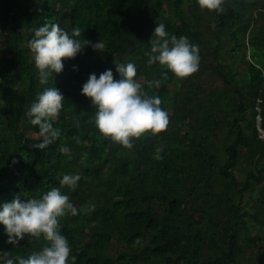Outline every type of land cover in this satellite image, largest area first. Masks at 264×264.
I'll return each mask as SVG.
<instances>
[{
    "label": "trees",
    "instance_id": "obj_1",
    "mask_svg": "<svg viewBox=\"0 0 264 264\" xmlns=\"http://www.w3.org/2000/svg\"><path fill=\"white\" fill-rule=\"evenodd\" d=\"M48 22L79 28L81 42L102 40L104 52L85 46L41 84L29 41ZM158 22L198 46L197 72L181 79L148 64ZM115 63L135 64L142 92L161 99L170 121L131 148L99 132L82 94L91 74L110 69L119 80ZM51 87L65 97L52 121L60 136L38 150L39 127L25 113ZM257 117L264 130V0H224L218 11L198 0H0V210L53 187L68 195L78 210L59 218L68 264H264ZM64 175L81 177L75 190L61 187ZM47 244L27 234L10 244L0 223V264Z\"/></svg>",
    "mask_w": 264,
    "mask_h": 264
},
{
    "label": "clouds",
    "instance_id": "obj_2",
    "mask_svg": "<svg viewBox=\"0 0 264 264\" xmlns=\"http://www.w3.org/2000/svg\"><path fill=\"white\" fill-rule=\"evenodd\" d=\"M224 0H198L201 9L209 11L221 10ZM81 30L75 28L71 34L61 29L59 24L48 22L34 29V37L29 41L36 68L39 70L41 84H46L53 74L61 73L63 61L73 59L85 46L104 52L106 44L100 40L92 44L81 42ZM148 64L157 62L166 66L177 78H187L198 71L199 48L189 42L187 37L172 35L169 38L165 25L158 22L153 38L150 41ZM120 79L114 78L112 70L101 73L99 78L91 74L82 86V94L90 98L95 111V126L99 132L113 142L125 148L132 147L133 138L139 139L146 133L157 135L166 131L169 116L161 108L158 96H148L142 92V85L136 80L137 68L133 63H115ZM167 75L165 74V79ZM159 86L160 81H149L148 86ZM65 97L56 88H46L38 94L36 102L26 111L25 115L33 125L39 127L42 141L30 147L44 150L60 136V130L53 127ZM260 118L257 117V127ZM61 153H68L66 146H61ZM162 147L156 149V159H162ZM83 162V161H82ZM79 175H64L60 180L61 187L67 186L75 190ZM87 207L83 211H88ZM77 215V208L70 202L69 196L62 194L59 188L53 187L36 199H22L17 195L11 202L5 203L0 210V223L6 228L8 243L17 244L27 234L39 238L43 235L48 242L41 251L33 252L27 258H19L18 264H68L70 257L69 243L59 231V218L67 213ZM7 255V253H6ZM75 264L76 257H71ZM6 264H14L9 258Z\"/></svg>",
    "mask_w": 264,
    "mask_h": 264
},
{
    "label": "built area",
    "instance_id": "obj_3",
    "mask_svg": "<svg viewBox=\"0 0 264 264\" xmlns=\"http://www.w3.org/2000/svg\"><path fill=\"white\" fill-rule=\"evenodd\" d=\"M258 129H259V134L261 135L262 138H264V130L261 127L260 121H259V127H258Z\"/></svg>",
    "mask_w": 264,
    "mask_h": 264
},
{
    "label": "rangeland",
    "instance_id": "obj_4",
    "mask_svg": "<svg viewBox=\"0 0 264 264\" xmlns=\"http://www.w3.org/2000/svg\"><path fill=\"white\" fill-rule=\"evenodd\" d=\"M239 176V175H238ZM241 178V176H239Z\"/></svg>",
    "mask_w": 264,
    "mask_h": 264
}]
</instances>
